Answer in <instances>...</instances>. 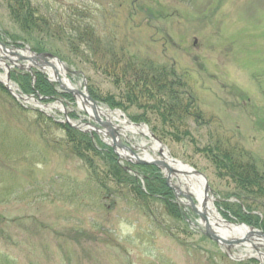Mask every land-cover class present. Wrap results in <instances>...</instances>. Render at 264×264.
Listing matches in <instances>:
<instances>
[{"label": "rangeland", "instance_id": "1", "mask_svg": "<svg viewBox=\"0 0 264 264\" xmlns=\"http://www.w3.org/2000/svg\"><path fill=\"white\" fill-rule=\"evenodd\" d=\"M32 2L55 9L57 21L65 26L70 21L68 13L84 12L87 20L81 26L92 34V45L88 48L77 38L78 33L70 31L58 34L51 27L23 29L9 0H0V41L20 55H53L68 69L66 77L76 89L86 88L90 95L92 88L103 98L112 95L126 108H112L94 99L97 106L120 110L131 123H146L131 118L145 115L148 127H156L170 155L207 177L208 194L221 217L241 224L224 206L227 203L236 209V205H242L243 199L236 194L240 191L229 177L216 170L207 148L218 143L225 149H243L242 153L264 173V0ZM79 19L75 16L73 22L77 24ZM99 37L103 39L101 49L108 43L105 54L91 49L98 44V50ZM37 47L44 50L37 52ZM8 58L25 68L14 66ZM140 62L150 65L152 75L155 68L170 72L166 84L172 89L169 81L180 83L173 91L182 99L191 97L187 114L178 111L175 121L163 124L155 110L145 108L156 101L143 94L142 85L138 86L136 103H128L125 97L130 83H126L128 77L125 81L121 78V66ZM1 63L11 66L10 74L37 72L51 83L53 70L40 59L32 63L0 50ZM5 74L0 65V264H264V258L257 255L264 253V242L252 240L255 246L250 250L244 244L228 250L210 240L203 233V218L171 187L184 221L164 215L178 228L186 244L158 229L132 196L129 201L121 198L125 192L114 183L107 187L104 199H99L83 161L61 144L60 131L39 122L37 111L66 123L65 113L57 107L62 103L70 122L83 125L82 133L98 137L106 145L108 139L119 137L123 146L140 156L144 151L137 146L146 143L155 159L165 158L149 148L152 143L148 137L131 133L124 137L121 130L113 129L116 121L111 122V132L109 126L99 123L108 121L104 115L91 118L79 107L77 94L60 90L58 83L54 86L60 94L55 99L39 100L35 94L27 95V101L14 99L1 80ZM164 97L168 104L175 105L169 96ZM85 105L88 107V103ZM162 112L168 115L175 111ZM126 148L123 150L128 151ZM112 150L118 163L135 176L138 164ZM160 171L165 178L164 170ZM172 183L179 185L174 174ZM245 199L246 205L256 207L252 213L264 222V198ZM156 206L159 212L163 210V206ZM244 206L241 212L249 213Z\"/></svg>", "mask_w": 264, "mask_h": 264}, {"label": "trees", "instance_id": "2", "mask_svg": "<svg viewBox=\"0 0 264 264\" xmlns=\"http://www.w3.org/2000/svg\"><path fill=\"white\" fill-rule=\"evenodd\" d=\"M9 2L14 16L17 19L16 22L23 29L34 28L43 30L44 28L47 29V27H49L48 29H50L51 27L55 29L58 34L63 33V31H70V33H74L75 35L78 33L77 38L84 41L88 48L92 45V34L81 26V22L87 20V15L84 12L79 14L78 10H75L74 13L73 11L72 13H68L67 17L70 18V21H68L65 26V24H60V22L57 21L58 15L53 8L44 9V7L42 8L35 5L32 0H9ZM75 16L80 18V22L77 24L73 22ZM90 29L93 28L91 27ZM94 40L95 43H97L95 38ZM102 41L103 39L99 37L100 44L98 50L96 49V45L98 44L91 48L95 53L102 51L105 54L104 50H106L108 43H106L101 49L100 45H102ZM35 49L37 52H42L44 50L43 47H37ZM121 70V78L124 80V78L128 77L126 83H130L128 84L130 86L127 87L128 89L125 97L129 104L136 103V100L138 99V96L136 95L137 89L139 88V85H142L143 94H146L147 97H151L156 101L154 105H147L145 108L155 110L156 115L160 116L163 124L175 121V113L178 111H181L182 113L186 112L187 114V110L192 103L191 97L188 96V98L182 99V97H178V94L175 95V90L173 91L175 84L177 83L179 85L180 83L175 79L169 81L172 83L173 89L169 84H166V77H168L167 74L170 72L165 71L163 68H155L153 69L155 75H152L150 65L145 62H140L133 66L124 65L121 66ZM35 74L36 77L34 83L33 77L29 73H25L23 76L12 73L11 79L18 84L19 88L25 94L43 96L48 98L46 100L55 99V97L60 94L55 89V86L48 82L44 75L37 72ZM116 82L118 83V81ZM168 91L170 93L169 95ZM89 93L93 99L104 102L112 108H126V105L122 100H117V98L112 95L103 98L97 95L92 88H89ZM164 96H169L168 99L173 100V103L175 101V105L168 104L169 100L163 99L165 98ZM163 109L175 112L174 114L170 113L166 115L162 112ZM37 115L40 116L39 122L41 124L51 128V130L54 129L60 131L62 133V138L60 140L61 144L63 142L72 156L83 161L89 172L88 178L91 183L96 186V192L98 193L99 199H104L107 187H109L111 183H114L115 187H119V191L121 190L125 192V194L121 193V198L129 201L127 198L132 196V201L138 202L136 204L139 208L147 210L146 214L148 218L158 229L178 240L180 244L187 243L185 239V241L180 239L178 228L171 225L164 215L166 214L177 221H184V214L175 202V196L171 188L167 185L166 180L158 167L154 165H135V167L138 168V171H136L137 174L134 176L130 173L128 168L123 167L118 163L112 148L100 142L98 137H92L88 134L82 133L66 123L54 121L52 118L47 117L38 111ZM131 118L136 122L143 121L149 124V121L145 119V115L143 114ZM152 132L157 136L156 127H152ZM157 137L162 141V137ZM207 149L213 163L215 164L216 170L220 174L229 177L234 182L236 188L240 191L238 193L241 194L240 196L236 193L238 195L237 198L240 200L243 199L241 200L243 201L241 202L242 205H236V209H232L229 204L224 203L226 209L232 212L237 220L264 230V222L262 219L252 213L256 210V207L249 204L246 205L245 203L247 201L245 198L252 196L254 198H264V173H261L258 170L257 166L250 160L248 155L242 153L244 152L243 149H238L236 147L225 149L218 143H215L214 146H209ZM137 176L144 180V184L141 183ZM156 205L163 206V210L159 212L160 210ZM243 205H245L244 207L248 209L249 213L245 214L241 212V207H243ZM250 262L255 263L256 260H251ZM1 263L6 264L5 262ZM236 264L240 263L238 262Z\"/></svg>", "mask_w": 264, "mask_h": 264}, {"label": "bare ground", "instance_id": "3", "mask_svg": "<svg viewBox=\"0 0 264 264\" xmlns=\"http://www.w3.org/2000/svg\"><path fill=\"white\" fill-rule=\"evenodd\" d=\"M54 63H55L54 66H56V70L53 72H50L52 75V80L53 81L59 80L60 81L59 83H62L64 87L75 88L72 85V82L70 81V79L66 77V71H67L66 68L58 61H54ZM0 65L3 66L5 70L8 69L5 63H1ZM1 80L6 82L5 76H2ZM77 97H78L77 100H78L79 107L82 109H86L91 114V117L95 116V114H97L98 117L99 115H104L108 119L109 123H111L112 121H116L118 124H113V129L121 130L122 135L124 137H126L128 133L136 134V135H143L145 137H148L152 143V145L149 148L154 153L161 154L165 158V161L168 163L170 169L172 170V173H170L169 175L170 176H172L173 174L176 175L178 182H179L178 186L180 188V191H182L185 194L190 195L192 198H194L197 201L196 207L203 214L206 215L208 219V224H210L211 229L215 231V233L219 234L221 237L227 240H241L249 236V233L251 231L250 228L246 226H242V225L228 223L226 220L223 219V217H221V215L215 210L213 206L212 198L209 196V194H206L205 192L204 180L198 175H196L195 173H193L192 169L189 166L183 163L174 162L170 158L167 149L163 147L162 145H160L159 143H157L153 139L152 135L150 134V132L145 126H139L134 123H131L127 119H124L125 117L122 115L121 112H118V111L113 112L108 109H104L102 107H97L96 109L91 110L89 107V104H88V107H86L85 105V103H87L85 97H82L80 95H77ZM57 107L62 109L61 106H57ZM116 140L119 144H121V140L119 137ZM108 142L111 144L114 143L110 139H108ZM145 144L146 143H142L141 145L137 146V149H141L144 151L143 157L149 158L151 160L155 159L153 155L149 153V151L145 147ZM119 152L123 158L130 157L134 159L128 153V151H124L122 149ZM166 173H169V172L166 171ZM187 205H189L188 202H187ZM202 223L204 224L205 222L202 221ZM244 245H246L249 248V250L253 246V244L251 243H245ZM249 255L254 256L255 254L250 253ZM257 255L261 259L264 258L263 252H260V253L258 252Z\"/></svg>", "mask_w": 264, "mask_h": 264}, {"label": "water", "instance_id": "4", "mask_svg": "<svg viewBox=\"0 0 264 264\" xmlns=\"http://www.w3.org/2000/svg\"><path fill=\"white\" fill-rule=\"evenodd\" d=\"M0 44H1V46L5 49L6 46H5L4 44H2L1 42H0ZM11 53L14 54V52H12V51H11ZM47 57H48V58H54L53 55L48 54V53L38 54V55H36L35 58H40V59L43 60V63H48L49 65H51V66L53 67V65H52L51 63H49L48 61H46V58H47ZM19 58H20V59H29V60H31V61L33 60L31 57H28V58H27V57H25V56H23V55H19ZM53 68H55V67H53ZM7 78H8V80L10 79V78H9V75H7ZM61 88H62L63 90L68 91V92H71V93H74V94L82 95L83 97L87 98V99L92 103L93 108L96 109V101L93 100L89 95H87V94L84 93L83 91H81V90H76V89H68V88H64L63 86H61ZM97 118H98V117H97ZM99 123H100L101 125H103V126H108V125H109L107 122L99 121ZM152 136H153V135H152ZM153 138H154L158 143H160V141H159L156 137L153 136ZM114 144H117V142L114 141ZM113 148L116 149V146L113 145ZM117 154L120 156V154H119L118 152H117ZM137 163H140V164H148V163H149V164H154V165L159 166V167H161V168L169 169V171L172 172V170L170 169L169 165H168L165 161H162V160H155V161H150V162H148V161H145V160H142V159L138 158ZM191 169H192V168H191ZM192 171H193V173H195L196 175H198L199 177H201V178L204 180V182H205V192L208 193V191H209V185H208V182H207V179H206L205 175H204L203 173L197 171V170H194V169H192ZM167 182H168V184L170 185V177H168ZM177 192H178L180 195H184V196L190 201L192 209H193L196 213H198V214L204 219V221H207L206 215L203 214V213H202V212H201V211H200V210H199V209L193 204V201H192L190 195L183 193L182 191H180V189H177ZM250 229H251V231H250V233H249V236L246 237V238H244V239H241V240H227V239H224L223 237H221L220 235H218L217 233H215V231H213V230L211 229V226H210L208 223H206V225H205V232H204V233L206 234V236H208V237L211 238L212 240L216 241L217 243H219V244H226V245H229V246H232V245H234V244H242L244 241H249V240H251L254 236H258V237H263V238H264V231L257 230V229H255V228H253V227H250Z\"/></svg>", "mask_w": 264, "mask_h": 264}]
</instances>
